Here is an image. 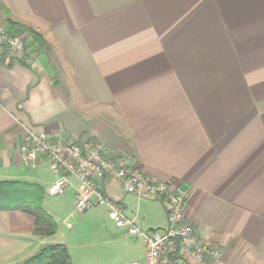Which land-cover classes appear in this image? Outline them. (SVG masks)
<instances>
[{"label": "crops", "instance_id": "obj_1", "mask_svg": "<svg viewBox=\"0 0 264 264\" xmlns=\"http://www.w3.org/2000/svg\"><path fill=\"white\" fill-rule=\"evenodd\" d=\"M0 18L48 45L0 51V180L40 185L57 225L37 235L33 216L1 210L0 264L50 244L64 245L71 264L100 258L90 232L70 222L74 179L44 204L56 175L23 159L29 132L99 143L107 157L183 185L185 218L221 248L213 264H264V0H0ZM104 185L137 226H166L161 201ZM136 241L100 264L141 262L144 246L130 260Z\"/></svg>", "mask_w": 264, "mask_h": 264}, {"label": "built area", "instance_id": "obj_2", "mask_svg": "<svg viewBox=\"0 0 264 264\" xmlns=\"http://www.w3.org/2000/svg\"><path fill=\"white\" fill-rule=\"evenodd\" d=\"M0 51L16 57L27 51L24 36L11 33L0 18ZM29 163L45 161L55 179L45 188L48 196H59L75 185V211L82 214L95 206L107 205L115 225L144 243L141 262L113 264H213L220 255L218 244L202 239L184 216L187 189L180 184L155 180L138 167L130 166L125 157L109 158L99 143L63 141L45 133L26 134L20 147ZM106 181H119L124 194L161 201L166 226L144 229L125 216L123 204L106 193Z\"/></svg>", "mask_w": 264, "mask_h": 264}, {"label": "trees", "instance_id": "obj_3", "mask_svg": "<svg viewBox=\"0 0 264 264\" xmlns=\"http://www.w3.org/2000/svg\"><path fill=\"white\" fill-rule=\"evenodd\" d=\"M9 24V31L13 34L27 30L36 49L48 47L37 32L12 22ZM43 196V188L36 183L0 180V211L19 210L33 216L35 234L49 236L55 233L57 225L51 215L42 207ZM19 264H71V260L64 245L50 244L42 247L32 257Z\"/></svg>", "mask_w": 264, "mask_h": 264}, {"label": "rangeland", "instance_id": "obj_4", "mask_svg": "<svg viewBox=\"0 0 264 264\" xmlns=\"http://www.w3.org/2000/svg\"><path fill=\"white\" fill-rule=\"evenodd\" d=\"M21 34H23L24 40L29 43L32 42L31 37L26 32ZM60 198L66 203L71 201V196ZM55 201L56 198L46 196L44 204L47 206L48 204H54ZM107 213V207L101 205L92 207L82 214L74 213V216L70 218V222L74 225L75 230L83 234L90 232L92 244H89V247L92 250H97L100 257L98 262H96L97 264L105 261L112 262L113 258L117 255H122V253L125 255L124 251L133 247L132 244L136 241L133 240L134 237L127 231H123L122 228L120 231V228L108 217ZM83 240V242L86 241L85 239ZM136 243L134 245L136 247L134 252L136 255L130 260H141L144 245L139 238H137Z\"/></svg>", "mask_w": 264, "mask_h": 264}]
</instances>
